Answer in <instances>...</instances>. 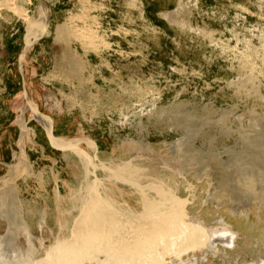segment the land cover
<instances>
[{"label": "rangeland", "instance_id": "rangeland-1", "mask_svg": "<svg viewBox=\"0 0 264 264\" xmlns=\"http://www.w3.org/2000/svg\"><path fill=\"white\" fill-rule=\"evenodd\" d=\"M30 106L50 119V140ZM54 137L81 152L54 145ZM21 155L27 172L55 185L53 194L57 183L72 187L63 206L24 214L13 229L23 250L31 252L28 238L35 243V258L76 240L74 204L87 199L90 183L139 212L137 190L117 183H126L120 168L142 167L167 169L189 190L182 208L190 218L199 210L215 226L206 213L216 210L231 224L221 228H241L243 238L206 252L205 264H257L264 259V0H0V191L17 185L38 212L44 204L28 189L34 177L11 181ZM207 196L221 208L203 205ZM85 209L84 225L95 233Z\"/></svg>", "mask_w": 264, "mask_h": 264}, {"label": "bare ground", "instance_id": "bare-ground-1", "mask_svg": "<svg viewBox=\"0 0 264 264\" xmlns=\"http://www.w3.org/2000/svg\"><path fill=\"white\" fill-rule=\"evenodd\" d=\"M41 13L40 10V16ZM43 20H41V22ZM85 34L86 33H84V37ZM86 37L91 38L88 34ZM29 109H31L35 120L38 121L42 127L48 128L46 132L50 136L49 140L53 138L49 130L50 119L38 111H35L33 106H30ZM54 140L56 141L54 145H61L65 148H69L74 151V153L81 152L80 149L78 151L77 148H71L69 146L70 144L68 142L66 143L64 140L56 137H54ZM262 157L263 156H261L260 159H263ZM25 159L26 158L21 155L20 162L17 163V169L15 171L10 169V174H15V178L12 177L13 179L11 181L13 182L14 179H18L21 176L34 177L33 187L28 188L32 194L31 200L35 199L46 206L44 207V205H42L43 207H40L37 212L29 201H26V199L22 200L23 196L22 198L20 197L21 199L19 198L17 194V185L0 191V230L7 231L5 235H0V264H189L191 261L187 255L189 252L194 254V252L199 251L201 248L212 251L217 245L223 248H231L233 246L235 235L228 229H223L221 231L201 230L198 236L194 238L195 240L191 243L189 241L185 243V240L191 234L188 230V226L176 220L175 205L167 208L168 211H165L163 214H158V220L154 224H151L153 216L151 213L158 203L161 194L166 193L167 189L172 188L168 193H170L171 197H175V201L177 198H182L184 194L181 189H177L176 179L164 171H161L160 168L129 167L128 169H124L125 167H123L120 169L121 172H125V174L123 173V176L121 175L122 177H120L123 181H126V183L117 184H125L137 190L141 197L140 200L137 201L141 210L135 213L128 208H123L121 205L116 204L109 198H103L99 192L96 191L97 187H90V183V185L88 184L86 186V189H83L87 199L81 200L79 198L78 202L76 201V204H74V222L80 230L79 234L77 231L76 240H73V237H71L72 242L61 244L59 249H56L53 253L49 252L47 248L40 258H35L32 254V252L36 251L35 243H33L31 238H28L29 240L25 243L29 246L31 252L23 250L15 239L13 229L20 227V219L24 214H26V216L29 213L36 214V216L39 214L45 215L46 212L49 213L51 211L55 203L63 206L65 200H63V198L69 195L72 187L68 186L67 183H57L56 196L53 194L55 192V185L53 187L52 183L42 181V176L37 174V172L39 173L40 171L31 173L29 170L27 172L25 168L27 162ZM41 171L43 172V170ZM39 174H41V172ZM122 180L121 182H123ZM105 189H107V192L111 194V196L116 194L117 188L114 186L105 187ZM212 201L213 198L207 196L204 204H209L216 209L220 207L217 205L218 203H213ZM177 202L178 201L175 203ZM86 207L91 208L90 216L95 225V233L93 228L84 225L85 222L81 213H84V211L87 212L85 209ZM233 227L235 228V226ZM97 228L102 229V232L97 233ZM237 230L240 231L241 228ZM86 240L93 241L90 244L91 247H102L104 251H106V259L93 258L91 252L95 253V251L89 249L90 246L85 243ZM183 256L188 257L187 262L182 260ZM166 258H169V261H166ZM193 259L199 261L194 255ZM195 263L197 264L198 262ZM249 264L256 263L251 262ZM257 264H264V260L260 259Z\"/></svg>", "mask_w": 264, "mask_h": 264}, {"label": "flooded vegetation", "instance_id": "flooded-vegetation-1", "mask_svg": "<svg viewBox=\"0 0 264 264\" xmlns=\"http://www.w3.org/2000/svg\"><path fill=\"white\" fill-rule=\"evenodd\" d=\"M168 175H170V176H173L175 179H176V177L174 176V175H172V174H170L169 173V170H167V169H163ZM176 181V187H177V189H181L182 190V192H183V194L186 196V194L188 193L189 194V190H187V189H184V188H182L181 187V185H180V183H179V181L176 179L175 180ZM175 188V187H174ZM172 190V188H169V189H167V191H166V193H163V194H161L160 195V198H159V201H158V205H159V208L157 209L158 210V214H163L165 211H168V209L167 208H169V207H172V205L174 206L175 205V214H176V220L178 221H180L182 224H184L185 226H188V230L190 231V236L185 240V243L187 242V241H189L190 243L193 241V240H195L194 238L195 237H197L198 236V234H199V232L201 231V230H211V231H221V230H223V229H227L226 227H224V228H221L223 225H224V223L226 224H229L227 221H225L224 223H223V221H222V218L223 217H221V216H219L217 213H216V211H213V212H209V213H206L207 214V216L208 217H214L215 218V226H208V225H206V223H205V221H204V216L202 217L201 215H200V211L198 210V211H196L195 212V214H197V215H194L193 216V218H190V216H188L184 211H183V208H182V206H183V204H186L187 202H185L184 203V198L182 197V198H180V199H178L177 197V200L176 201H178L177 203H175L176 201L174 200L175 199V197H171L170 196V193H168V191H171ZM174 190V189H173ZM167 195V196H166ZM168 196H170V197H168ZM163 201H165V204L163 205L162 203H163ZM204 202H205V199L203 200V205H207L206 203L204 204ZM213 203H217L214 199H213V201H212ZM157 204H156V206H157ZM156 206L153 208V210L156 208ZM165 208H166V210H165ZM152 224V223H151ZM150 225V224H149ZM229 225H231V224H229ZM148 227V226H147ZM146 227V228H147ZM232 228H233V230L231 231V230H229V231H231L234 235H235V240L233 241V246L232 247H234V244H235V242H237V240H239V238H243L242 236V234H241V232L240 231H238L237 229H235L233 226H232ZM236 233H238L239 235H237ZM186 245V244H185ZM90 246V248L89 249H92L93 251H95V253L94 252H91V256L93 257V258H98V259H106V251H104V249L102 248V247H99V246H97V247H91V245H89ZM217 246H220V245H217ZM217 246H216V248L214 249V250H212V251H208V250H205L204 248H201V249H199V251L198 252H205L203 255H202V257L201 258H199L198 259V257H196L195 256V253L196 252H194V254L192 253V252H189V253H187V255H189L188 257L190 258V262H189V264H196L195 262H198V261H195L194 259H193V255L200 261V262H202L203 264H205L206 263V261H207V259H206V252H212V253H214V252H217ZM222 247V246H221ZM231 247V248H232ZM96 248V249H95ZM215 254V253H214ZM264 260V259H263ZM197 264H199V262L197 263Z\"/></svg>", "mask_w": 264, "mask_h": 264}]
</instances>
